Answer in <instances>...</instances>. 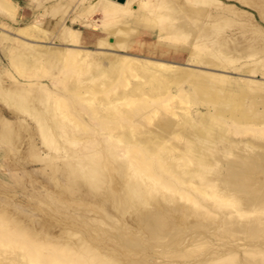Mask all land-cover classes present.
Returning a JSON list of instances; mask_svg holds the SVG:
<instances>
[{"label": "bare ground", "instance_id": "1", "mask_svg": "<svg viewBox=\"0 0 264 264\" xmlns=\"http://www.w3.org/2000/svg\"><path fill=\"white\" fill-rule=\"evenodd\" d=\"M26 1L24 16L0 0V264H264L251 15L217 0ZM232 1L264 23V0Z\"/></svg>", "mask_w": 264, "mask_h": 264}, {"label": "rangeland", "instance_id": "2", "mask_svg": "<svg viewBox=\"0 0 264 264\" xmlns=\"http://www.w3.org/2000/svg\"><path fill=\"white\" fill-rule=\"evenodd\" d=\"M217 1H219L220 3H221V5H226V6H228V7H230V6H232L233 7V9H235V10H238V11H240V12H243V13H247V14H249V15H251V16H248V17H250V24H251V22H253L252 24L254 25V26H256L257 27V29H262V30H264V23L263 22H261L260 20H259V17L257 16V14H256V12L254 11V10H251V9H248V8H246V7H243V6H241L239 3H237V2H235V1H232V0H217ZM16 3L23 9V11H24V16H26V13L30 10L29 9V6H28V2L26 1V0H16ZM176 5V3H162V4H158V5H154L153 4V7L152 8H154V7H158V9L160 8L161 10L160 11H162V13H163V15L164 14H167V13H169V11H171L170 10V6L172 5ZM191 4H189V5H187L188 7L190 6ZM193 6V7H192ZM192 6H190L189 8H194V9H197L198 8V6L197 5H193L192 4ZM197 7V8H196ZM152 8H149V9H147V10H151ZM199 8H205L204 10H206L207 11V13H209V14H214L216 11L215 10H213V8H211V7H199ZM157 9V8H156ZM34 10H35V8H34ZM210 10V11H209ZM213 10V11H212ZM209 11V12H208ZM167 12V13H166ZM180 16H182V14H178L177 15V21H176V24L179 22V17ZM244 17V16H243ZM100 19L102 20V18H101V15H99V14H94L93 15V21H95L96 22V24H100ZM246 19V18H245ZM5 21V20H4ZM4 21H2V22H4ZM5 22H7V21H5ZM256 25H255V24ZM250 26V28H247V29H250V30H253V31H250V32H256V30H254L252 27H251V25H249ZM258 27H260V28H258ZM77 28H79V26H77ZM4 29V30H3ZM246 29V30H247ZM2 30V31H1ZM5 28H0V33H8V31L6 30ZM81 30V29H80ZM236 34H239L238 32H236ZM146 35H147V37H148V39H151L152 41H156L157 42V33H148V32H146ZM146 35H145V37H146ZM3 47V48H2ZM6 45L5 44H2L1 45V43H0V68L1 69H8V62H7V59H6V55H7V50H6ZM6 50V51H5ZM229 74V75H228ZM228 76H230V77H239V78H244V79H249V80H252L253 82L255 81V82H263V78L259 75V74H256V75H254V76H252V75H241V74H238V73H234V72H228ZM247 76H249V77H247ZM251 77V78H250ZM253 77V78H252ZM261 79V80H260ZM250 135L251 134H249L248 136H246V137H250ZM255 134H252L251 135V137L253 136L254 138H256V139H259L260 138V135H258V134H256L255 136H254ZM263 135V134H262ZM261 135V138L260 139H264V135L262 136ZM252 137V138H253ZM263 137V138H262ZM239 139V138H238ZM1 159H3V157L2 156H0V161H1ZM0 164H1V162H0ZM34 168V169H33ZM37 168H39L37 165H34V167L33 166H31V169H33V170H35V169H37ZM0 175H7V173L6 172H3V171H1V174Z\"/></svg>", "mask_w": 264, "mask_h": 264}]
</instances>
